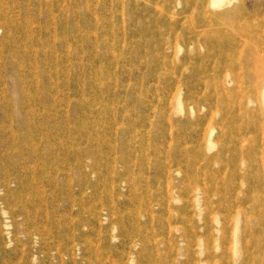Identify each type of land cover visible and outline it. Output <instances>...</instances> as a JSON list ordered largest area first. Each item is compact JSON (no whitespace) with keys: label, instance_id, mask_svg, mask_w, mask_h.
Segmentation results:
<instances>
[{"label":"rangeland","instance_id":"rangeland-1","mask_svg":"<svg viewBox=\"0 0 264 264\" xmlns=\"http://www.w3.org/2000/svg\"><path fill=\"white\" fill-rule=\"evenodd\" d=\"M192 1L0 0V264H264V4L228 84Z\"/></svg>","mask_w":264,"mask_h":264},{"label":"bare ground","instance_id":"bare-ground-1","mask_svg":"<svg viewBox=\"0 0 264 264\" xmlns=\"http://www.w3.org/2000/svg\"><path fill=\"white\" fill-rule=\"evenodd\" d=\"M247 1L252 2L254 0H198L201 20L197 26L202 30H197V33H200L202 38L198 39L196 36L192 41L186 43L188 47L205 54L204 57L208 60L207 63L210 60L212 64L211 77H217L220 73L225 72L223 78L226 79L228 84L236 83L235 80L239 82L240 76L236 71L243 70L244 54H246L249 47H252L247 36L248 33L254 31V25L247 17H242L238 13L239 9H236L239 2L246 6ZM255 1L256 6L264 4V0ZM259 24H261L259 35L262 36L264 34V17L259 21ZM235 35L237 40H231L229 39L231 37H228H235ZM255 43L257 44L256 40ZM255 43L254 48H256ZM181 46L179 45V47ZM263 47L264 45L261 48ZM260 93L261 104L264 107V80L260 86Z\"/></svg>","mask_w":264,"mask_h":264}]
</instances>
